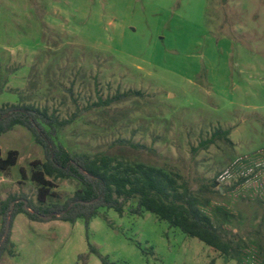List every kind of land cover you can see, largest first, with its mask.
Returning a JSON list of instances; mask_svg holds the SVG:
<instances>
[{
  "label": "rangeland",
  "instance_id": "1",
  "mask_svg": "<svg viewBox=\"0 0 264 264\" xmlns=\"http://www.w3.org/2000/svg\"><path fill=\"white\" fill-rule=\"evenodd\" d=\"M129 90L138 93L94 106ZM6 103L71 119L55 137L71 153L161 167L196 192L210 186L200 208L240 249L238 260L220 255L150 212L131 214L133 200L122 217L100 208L87 227L20 213L13 256L0 264H101L98 254L115 264H264V0H0ZM218 128L232 143L197 150ZM9 150L18 159L0 172V203H36L30 163L42 148L16 126L0 134L2 157ZM54 184L47 204L80 188Z\"/></svg>",
  "mask_w": 264,
  "mask_h": 264
},
{
  "label": "trees",
  "instance_id": "2",
  "mask_svg": "<svg viewBox=\"0 0 264 264\" xmlns=\"http://www.w3.org/2000/svg\"><path fill=\"white\" fill-rule=\"evenodd\" d=\"M132 93L138 92H117L104 99L99 98L94 106H110ZM70 122L71 119L60 120L47 107L28 103H6L0 106V134L16 126L23 127L32 134L44 156L43 160L30 163V179L37 185V202L10 197L0 203V256L5 252L13 256L14 244L10 240V228L13 219L20 213L38 222L60 220L74 224L82 219L87 227L100 208L112 209L122 217L127 204L134 200L136 205L130 208L131 214L150 212L170 227L198 239L220 255L238 260V242L227 237L200 208V195L209 192L210 186L202 185L196 192L180 175L161 167L140 162L128 163L105 152L93 156L71 153L55 138L59 127ZM229 134L228 129L218 128L210 138L200 141L196 149H207L216 140L231 144ZM128 143L132 147H139L138 144ZM17 159L16 150H9L5 157H2L0 151V172L15 165ZM21 175L25 177L24 171H21ZM58 179L75 180L80 188L63 203L47 204L52 188L55 187L54 182ZM46 216L50 218L45 219ZM89 248L91 252L97 253L95 248ZM98 257L101 264H115L107 256L98 254Z\"/></svg>",
  "mask_w": 264,
  "mask_h": 264
},
{
  "label": "water",
  "instance_id": "3",
  "mask_svg": "<svg viewBox=\"0 0 264 264\" xmlns=\"http://www.w3.org/2000/svg\"><path fill=\"white\" fill-rule=\"evenodd\" d=\"M45 219H47V218H50V216H46V217H44ZM8 230V227L6 228V231Z\"/></svg>",
  "mask_w": 264,
  "mask_h": 264
}]
</instances>
